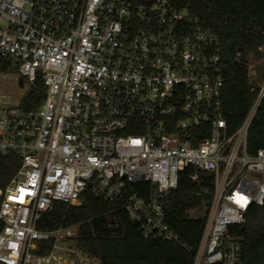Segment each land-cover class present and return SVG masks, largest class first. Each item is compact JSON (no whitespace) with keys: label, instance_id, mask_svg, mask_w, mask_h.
<instances>
[{"label":"built area","instance_id":"built-area-1","mask_svg":"<svg viewBox=\"0 0 264 264\" xmlns=\"http://www.w3.org/2000/svg\"><path fill=\"white\" fill-rule=\"evenodd\" d=\"M4 66L46 96L25 110L0 95V157L19 163L0 186V264H102L77 246V225L38 227L87 192L123 203L145 238L183 245L168 196L189 168L214 179L194 264H242L232 228L264 205V148L248 150L262 65L248 66L255 99L233 132L220 37L168 0H0Z\"/></svg>","mask_w":264,"mask_h":264},{"label":"trees","instance_id":"trees-1","mask_svg":"<svg viewBox=\"0 0 264 264\" xmlns=\"http://www.w3.org/2000/svg\"><path fill=\"white\" fill-rule=\"evenodd\" d=\"M130 1L140 4L153 0ZM168 1L178 10L189 11L204 29H212L220 37L227 78L222 110L229 130L235 131L255 99L250 89L249 63L245 55L254 52L262 57L264 54V0ZM260 47L263 52L259 51ZM0 71L7 72L8 68L0 67ZM45 96V87L39 78L23 97L22 106L25 110L36 109ZM262 148L264 102L248 134L249 152L253 154ZM18 166L19 163H11L10 158L0 157V186L6 184ZM191 172L193 169L189 168L181 174L177 189L168 196L167 222L178 233L183 245L145 238L140 226L129 219L123 203L107 201L91 192L85 193L80 205L55 202L53 210L43 214L38 227L52 231L77 225V246L102 264H194L214 190V179L208 173L199 172L198 181H193ZM200 211H205V215H192ZM232 231L242 236V264H264V205L252 207L246 222L234 226Z\"/></svg>","mask_w":264,"mask_h":264},{"label":"rangeland","instance_id":"rangeland-1","mask_svg":"<svg viewBox=\"0 0 264 264\" xmlns=\"http://www.w3.org/2000/svg\"><path fill=\"white\" fill-rule=\"evenodd\" d=\"M249 64L254 67H260L264 64V54L262 57L257 56L254 52H249L245 55ZM16 76V70L10 68L7 72L0 74V95L6 94L11 97L21 100L24 94L30 89V86L25 82V86L19 87V82ZM195 217H201L205 215V211L194 212L192 214Z\"/></svg>","mask_w":264,"mask_h":264},{"label":"water","instance_id":"water-1","mask_svg":"<svg viewBox=\"0 0 264 264\" xmlns=\"http://www.w3.org/2000/svg\"><path fill=\"white\" fill-rule=\"evenodd\" d=\"M19 85H20V87H23V85H24V82H23V80H22V79H20V80H19Z\"/></svg>","mask_w":264,"mask_h":264}]
</instances>
